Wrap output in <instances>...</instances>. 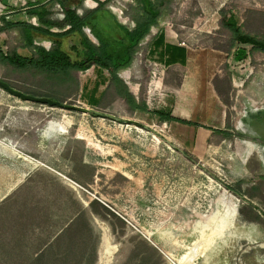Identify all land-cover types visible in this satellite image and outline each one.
<instances>
[{"label": "rangeland", "instance_id": "rangeland-1", "mask_svg": "<svg viewBox=\"0 0 264 264\" xmlns=\"http://www.w3.org/2000/svg\"><path fill=\"white\" fill-rule=\"evenodd\" d=\"M29 1L45 0H0V15L34 24L24 10ZM88 1L67 5L85 15L97 6ZM134 6L112 0L106 8L133 28ZM62 14L56 3L53 19ZM226 20L264 36V0H171L159 24L187 49V68L150 60L144 44L119 71L129 87L143 84L150 109L172 107L169 123L130 112L111 90L99 104L109 72L98 67L79 73L78 88L63 102L98 113L26 101L0 87V264H97L101 228L116 246L110 264H264V152L253 150L264 147V55L239 43L230 49ZM19 37L1 33L0 47L6 51L4 42L15 46ZM35 43L51 46L40 35ZM0 79L26 94L37 89L1 63ZM49 123L65 131L47 132ZM227 124L243 138L208 129ZM51 179L86 212L74 238L59 246L53 241L77 206Z\"/></svg>", "mask_w": 264, "mask_h": 264}, {"label": "trees", "instance_id": "trees-1", "mask_svg": "<svg viewBox=\"0 0 264 264\" xmlns=\"http://www.w3.org/2000/svg\"><path fill=\"white\" fill-rule=\"evenodd\" d=\"M68 1L70 0L27 2L24 8L25 14L28 17H35L37 25L27 20H11L8 14L0 15V34L17 31L20 36L15 46H12L9 41L4 42V45L7 46L6 51L0 47L1 65L10 73L35 80L37 89L28 92V94L48 97L61 102L70 98L78 88L79 73H84L92 67H98L109 72V80L101 93L99 104L111 90L114 99L123 100L128 110L134 114H147L151 118H157L161 123H169L174 120L175 116L172 111L164 113L149 108L144 97L142 83L136 96L119 75V71L132 66L139 43L150 32L151 27L159 23V19L171 0H135V6L131 8L129 14L134 22L133 28L122 24L106 8V5L112 0H92L97 6L85 15H80L75 8L68 6ZM82 1L80 0V4ZM56 3L62 7L64 16L61 20L52 17ZM220 14L225 15L223 11H220ZM226 23L231 28L230 49L239 43L251 46L252 56L256 52L264 55V36L245 33L241 26L231 21L226 20ZM86 27L90 28V33L98 44L94 43L85 33ZM55 28L58 30L54 31ZM116 30L119 31V37L110 38L109 34ZM39 35L49 39L51 42L49 48L35 43L36 36ZM21 49L28 53H20ZM210 130L212 134L224 139L233 134L238 138H243L241 134L231 133L232 128L229 124L226 125L225 130L216 128H210ZM50 181L62 191H67L72 203L77 206L72 224L57 235L53 241L54 245L59 246L65 236L68 239L74 238L73 233L75 230L77 231V225L81 220L86 217V212L74 198L72 191L67 190L57 181L52 179ZM226 186L230 188L229 185ZM90 207L93 213H98L93 202L90 203ZM250 208L254 218L257 219L256 207L250 205ZM28 211L31 213L33 208H29ZM149 249L156 253L154 247L149 245ZM39 256L37 255L34 260L37 261Z\"/></svg>", "mask_w": 264, "mask_h": 264}, {"label": "crops", "instance_id": "crops-1", "mask_svg": "<svg viewBox=\"0 0 264 264\" xmlns=\"http://www.w3.org/2000/svg\"><path fill=\"white\" fill-rule=\"evenodd\" d=\"M85 29H84V31H85ZM88 30H90L89 27L87 28V31ZM91 36L94 38V36L92 34H91ZM144 44H145L146 56L150 60H152V61L159 60L166 67L181 66L185 69L187 68L188 62L190 60V56H189L187 49H185L184 47H181L180 44L175 42V39L173 38L172 34L168 30L161 27V25L159 23L156 26L151 27L150 32L139 43L138 48ZM138 48H137V50H138ZM137 50H136V52H137ZM136 52H135V54H136ZM127 69H129V68H127ZM187 72L188 71L185 70V74L183 75V80H182L181 86L184 85V81L187 78ZM122 78L130 86V82H127L126 81L127 79L125 77H122ZM129 88L133 92L134 95H136V96L138 95L139 84L134 83L133 86L129 87ZM183 94H185V93H183ZM181 99L184 100V96H181ZM171 109H172V107L170 106V108H168V109L167 108H160V109H151V110H156V111H161V112L167 113ZM205 118H207V117H205ZM184 121L195 123L197 126H203L200 123L193 122V121L188 120V119H186ZM211 128H213V127H211ZM208 129L210 130V128H208Z\"/></svg>", "mask_w": 264, "mask_h": 264}, {"label": "bare ground", "instance_id": "bare-ground-1", "mask_svg": "<svg viewBox=\"0 0 264 264\" xmlns=\"http://www.w3.org/2000/svg\"><path fill=\"white\" fill-rule=\"evenodd\" d=\"M88 3L93 4V2H91L90 0L88 1ZM45 130L47 132L54 131V130H60V132H61V131H65V127L63 125L59 124V123H49ZM253 150L256 153L261 154L262 152H264V147H262V146H259V147L254 146ZM233 212H234V214L231 215V220L234 219L233 217L235 215V209H234ZM97 223H98V220H97ZM101 230H103L104 233L102 232V235H104V236H102V238H101L98 262H99V264H110V262H112L113 252L115 251L116 246L109 243V238L107 237V233L105 232V229L101 228ZM191 246L188 247L187 249L192 251V247ZM98 262H97V264H98Z\"/></svg>", "mask_w": 264, "mask_h": 264}, {"label": "water", "instance_id": "water-1", "mask_svg": "<svg viewBox=\"0 0 264 264\" xmlns=\"http://www.w3.org/2000/svg\"><path fill=\"white\" fill-rule=\"evenodd\" d=\"M88 31L90 32V30H88ZM0 87L5 89L6 91H8L10 94H12L16 97H19L23 100H26V101H32L35 103L46 104V105H49L52 107H59V108H63V109L78 110V111H82V112H86V113H98L97 111H95L93 109L78 107L76 105H67L66 103H63V102L57 101V100H53V99L48 98V97H37V96L31 95V94L23 93L22 91L14 89L13 87H11L7 82L3 81L2 79H0Z\"/></svg>", "mask_w": 264, "mask_h": 264}, {"label": "built area", "instance_id": "built-area-1", "mask_svg": "<svg viewBox=\"0 0 264 264\" xmlns=\"http://www.w3.org/2000/svg\"><path fill=\"white\" fill-rule=\"evenodd\" d=\"M63 14H62V18H63ZM33 23L35 24V25H37V23H36V19H34V21H33Z\"/></svg>", "mask_w": 264, "mask_h": 264}, {"label": "flooded vegetation", "instance_id": "flooded-vegetation-1", "mask_svg": "<svg viewBox=\"0 0 264 264\" xmlns=\"http://www.w3.org/2000/svg\"><path fill=\"white\" fill-rule=\"evenodd\" d=\"M258 142H259L260 144L264 145V141H261V140H260V141H258Z\"/></svg>", "mask_w": 264, "mask_h": 264}]
</instances>
